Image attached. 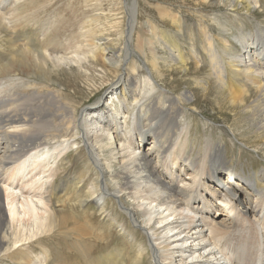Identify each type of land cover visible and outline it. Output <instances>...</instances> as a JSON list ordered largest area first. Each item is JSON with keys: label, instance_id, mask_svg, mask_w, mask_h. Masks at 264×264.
<instances>
[{"label": "bare ground", "instance_id": "obj_1", "mask_svg": "<svg viewBox=\"0 0 264 264\" xmlns=\"http://www.w3.org/2000/svg\"><path fill=\"white\" fill-rule=\"evenodd\" d=\"M23 1L0 0V261L264 264V168L237 172L224 154L229 144L208 134L199 141L198 116L188 112L201 110L206 97L239 110L243 120L231 123L232 132L251 133L244 143L264 151V40L241 32L240 48L234 49L222 36L221 54L214 36L204 32L211 70L201 65L199 47L185 49L157 37L180 34L178 16L165 6H158L155 33L147 23L154 40L137 37L139 2L132 0L125 4L128 16L94 15L97 24L80 32L84 44L61 53L68 47L55 38L58 33L49 42L50 26L18 12ZM225 1L233 10L256 7L249 0ZM21 25L43 28L42 40L38 31L18 33ZM111 27L119 36L112 39L120 41L116 51L101 42L110 38ZM29 61L53 68L52 76L41 83L10 72V63ZM76 69L90 75L87 80L103 81L90 85L81 106L70 91ZM176 72L204 77L181 89ZM130 105L131 113L125 109ZM74 145L86 153V169L63 178ZM111 242L117 244L110 250Z\"/></svg>", "mask_w": 264, "mask_h": 264}, {"label": "rangeland", "instance_id": "obj_2", "mask_svg": "<svg viewBox=\"0 0 264 264\" xmlns=\"http://www.w3.org/2000/svg\"><path fill=\"white\" fill-rule=\"evenodd\" d=\"M127 1L132 0H24L18 5V7L20 8L18 12L32 13L36 17L27 16L28 19H36L40 21L41 25H43L44 28H46V26H50L51 29L46 34L45 38L49 39V42H51L52 39L50 40V38L52 37V33H58L57 35H55V38L61 40L62 44L65 45V47H68L66 48V50L64 49V51L61 50L60 52L66 53L67 49L68 51H70L72 47L78 43V41L79 43L84 44V38H81L80 32L81 30H86L87 28H90L93 25L95 26L97 24L95 20H92L94 15L100 13L101 15L103 13H107L108 15L121 13L117 17L120 18L121 15L128 16V10L125 9V4ZM249 1L252 2L251 4L256 6L253 7L254 9L252 10V12H247L243 9V7L238 8L237 10H233L236 7H234L230 1L225 0H212L211 3H204L202 0H138V31L136 32V36L138 37V35L140 34L142 37L144 36L143 38L145 39L147 38L150 40H154V37L151 36L152 34L149 33V29L152 28L151 30H153L154 32L156 21L159 17L158 13H160L158 12V6H165L167 7V9H171L170 11L178 16L179 19H181L182 17L186 19V21L182 19L179 20L178 17L175 21V26L176 29L180 31V36L176 35L175 33H166V35L164 33L159 35L157 34V37L160 40H165V38L168 37L166 38V40L170 39L171 42H173V44H175L177 47L182 46L185 49L190 48L192 45L199 47L201 49L199 58L204 59L201 65L207 68L209 67L208 69H211L210 65L208 64V60H210V58L208 52L205 50L206 48H209L208 39L205 33L214 36L213 40L211 41L214 44V48L216 50H221V54L223 52V43L220 39L222 38V36L229 39L231 47H234V49L240 48V42H238V39L241 32L251 33L252 38L260 39V41L264 40V0H259V2H257L256 0ZM103 18H105V16ZM147 23H152V27L150 28ZM18 24L20 25V21H18ZM86 25L89 26L87 27ZM166 27L168 30L169 27ZM22 28H27L30 33L34 31L40 32L42 34V40L44 33L43 28L36 29L33 27H25L24 25H21V28L19 29L17 26L18 33L22 32ZM122 28L123 26L121 27V29ZM108 32L110 34V38H104L101 40V42H105L108 48L107 50L112 51L116 48V43L120 42L119 40L115 42L112 39L118 38L119 36L114 35L113 27H111ZM18 36L19 35H17V37ZM72 36L73 39L70 40ZM18 39L17 40L22 43L21 36ZM57 39H55L54 41H56ZM241 40H243V37L241 38ZM122 42L123 40L121 41V44ZM69 47L71 48L70 50ZM186 52L187 54H190L188 51ZM138 57L135 58L138 59ZM139 62L140 60L138 59V63L136 65H138L137 68L141 71L138 74L144 76V68L142 67L143 63ZM190 62H193L192 59H190ZM11 64L12 71L10 72H12V74L20 73V76L28 77L41 83H45L54 72L53 68L38 67L32 61H29L23 65L16 63H10L9 65ZM225 67L227 68V66ZM79 70L84 72V69ZM97 70H99V68H97ZM6 73H8V71H6ZM89 76L90 75L82 73L78 70L76 73L73 72L71 75V80L75 81L76 84H73L74 88L70 89V91H76L75 96L76 99L79 100L78 103L80 106L83 105V103L88 102V95L91 84L98 86L103 84V81L100 79V77H94L92 80H87L86 78ZM138 76L140 77V75ZM200 77L204 76L194 77L192 75L191 77L185 76L181 72L175 73V78L179 79L180 81L179 88L181 89H183L185 83L189 86H192L194 79ZM104 84H107V81L104 82ZM159 84L162 88L163 84H161V82H159ZM168 85L170 86L171 83L169 82ZM169 86L167 88H169ZM195 89L196 88H191L190 90L194 91ZM196 94L197 98H199V100H202V97H198L197 91ZM99 96L100 95L97 94L94 99H98ZM94 99H92V101ZM113 99H116V97ZM113 99L109 100L110 104ZM199 105L201 106V110L197 109L196 111H194L191 108L188 109L189 113H195L198 116L197 122L199 125L196 129L198 130V140H202V137H204L206 134L214 135L211 138L216 140V142L220 143V140H224L225 142H222L223 145L225 143L229 144V147L225 146L226 151L224 154L236 165L235 167L237 172L247 174L248 172H253L255 170H258V172H260V170L264 168V151H261V145L255 144V142L244 143V138L252 135L251 133H246L242 137L237 132H232L231 123L236 122L237 124H240L243 120L242 113L239 110H231V108H229L227 105L219 106L216 103L215 99H213V97H206ZM125 109L129 113L134 111V108L131 105L126 107ZM121 120L124 121V117H122ZM181 122L184 123L185 120L181 119ZM211 130L214 131L211 132ZM223 132L226 134L225 139H221V134ZM80 144L83 145L82 139L80 141ZM76 148L77 145H74L70 148L71 150L68 154L69 159L66 161L65 169L61 174L63 178L67 176L77 177L86 169L85 163L87 155L86 153L84 155L81 152L75 151ZM214 155L215 154H213L214 160H217V156ZM225 179H227L226 175ZM232 183L234 182L232 181ZM68 191L71 192L70 196H72L73 190L68 189ZM26 194H28L27 191ZM5 201L7 200L5 199ZM109 208H114L111 203H109ZM78 211L79 208L77 209V212ZM77 214L80 215L81 212H78ZM28 230L29 231L27 232V234L30 235L32 228H29ZM98 230H100V228ZM13 236L14 235L11 232V237ZM116 244L117 243L115 242H111L110 250L115 247ZM7 246L13 248L15 244L11 242ZM33 249L37 248L34 247ZM98 250H100V248H97V254ZM96 260L98 261V258H96ZM0 263L13 264V262L8 260L0 261Z\"/></svg>", "mask_w": 264, "mask_h": 264}]
</instances>
